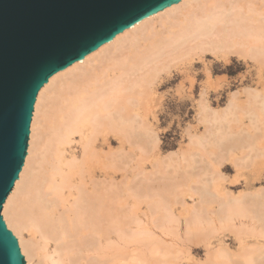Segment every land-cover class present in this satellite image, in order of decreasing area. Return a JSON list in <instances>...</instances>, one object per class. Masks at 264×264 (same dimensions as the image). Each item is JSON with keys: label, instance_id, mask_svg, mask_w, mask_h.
<instances>
[{"label": "bare ground", "instance_id": "obj_1", "mask_svg": "<svg viewBox=\"0 0 264 264\" xmlns=\"http://www.w3.org/2000/svg\"><path fill=\"white\" fill-rule=\"evenodd\" d=\"M207 53L248 58L255 69L263 72L264 0H182L134 24L82 61L55 74L41 89L31 126L34 131L40 126L38 109L47 88H52L59 77L73 73L72 78L51 91L48 99L52 108L44 115L49 134L44 141L48 153L42 163L44 173L30 177L21 193V182H17L3 209L7 227L20 238L27 264H145L141 262L139 200L128 197L125 188L115 182L111 168L119 165L123 175L125 154L141 152V135L151 131L141 125V100L150 96L158 75ZM81 67L83 71L75 74L74 70ZM257 97L254 95L252 101L254 108L247 104L249 112L243 105L251 127L264 117V99ZM230 111L228 108L226 113ZM229 120L225 117L214 123L205 119L212 128L208 143L223 151L246 145L251 149L255 136L231 140ZM76 135L82 145L80 162L70 161ZM103 145L108 151L101 156L98 150ZM31 154L32 149L27 159ZM257 155L260 157L258 153L251 157ZM171 191L170 187L159 191L141 188L144 194L156 197ZM197 192L203 199L209 195L205 187ZM161 199L159 196V201L165 200ZM225 202L224 206L233 204L228 208L233 214L217 219L239 228L233 238L240 253L217 246L209 264H264V239L260 240L264 238V194ZM202 210H192L196 215L192 220H197ZM248 229L257 232L245 235ZM23 232L28 240L22 237ZM206 240L211 246L212 239L207 236ZM161 255L165 258L162 264H177L167 262L168 254Z\"/></svg>", "mask_w": 264, "mask_h": 264}, {"label": "rangeland", "instance_id": "obj_2", "mask_svg": "<svg viewBox=\"0 0 264 264\" xmlns=\"http://www.w3.org/2000/svg\"><path fill=\"white\" fill-rule=\"evenodd\" d=\"M81 68L74 70V73L83 71L84 68ZM70 73L59 77L52 88L49 87L45 91L38 109H41L39 118L37 117V126H40L34 131L31 126L36 113V99L27 148V156L30 149L32 154L29 159L26 156L16 181L21 182L18 193L29 183L30 177L44 173L42 163L48 155L45 140L49 135L44 115L52 108L48 99L55 87L62 86L70 76L73 77ZM158 77L154 86H151L150 96L145 101L141 100V125L145 124L151 130L141 135V152L136 150L125 154L123 175L119 165L111 168L115 173V182L125 188L130 199H137L140 203L141 262L162 264L161 261H165V258L161 253H166V260L170 263L209 264L212 252L220 245L227 246L231 253H240V248L233 238L239 228L230 222L220 223L217 217L233 214L232 209L228 210L233 204L231 207L230 204L224 206L225 200L264 194V117L257 121L256 127H251L247 114L243 112L244 106L248 112V105L249 108L250 105L254 108V95H258L260 100L264 99V71L255 69L253 62L248 58L235 54L222 56L207 53L203 56H193L168 72H161ZM47 85L48 83L45 86ZM228 108L233 115L230 116L231 111L226 113ZM225 117L230 119L227 132L231 140L238 136L245 139L255 136L256 141L251 149L245 144V147L237 148L232 145L235 147L233 150L223 151L213 143H208L207 138L211 139L209 133L212 128L205 119L215 123ZM32 138L34 139L31 140ZM79 144L76 135L71 144V154L74 157L73 160L69 159L70 161L80 162L82 145ZM115 147L112 143L111 148ZM107 151L105 145L98 153L104 156ZM257 153L260 157L257 155L253 159L251 156ZM142 187L152 188V191L170 187L172 191L171 194L159 195L165 199L159 201V196L141 192ZM204 187L209 195H204L203 199L197 191ZM14 189L15 186L11 193ZM202 200L206 202L204 204L208 203L207 207L202 208ZM155 201L160 202V205ZM5 204L1 211L2 217ZM164 204H167V207ZM200 208L203 210L197 215L201 216L192 220V217L196 216L192 210ZM255 232V229H248L244 234L253 235ZM13 235L21 251L20 238L14 233ZM27 236L26 232L22 233L25 240L29 239ZM207 236L212 239L211 246L207 245ZM257 244L254 242L253 245ZM21 254L27 264L26 256L22 251Z\"/></svg>", "mask_w": 264, "mask_h": 264}, {"label": "water", "instance_id": "obj_3", "mask_svg": "<svg viewBox=\"0 0 264 264\" xmlns=\"http://www.w3.org/2000/svg\"><path fill=\"white\" fill-rule=\"evenodd\" d=\"M182 0H0V264H26L1 216L27 156L37 96L55 74Z\"/></svg>", "mask_w": 264, "mask_h": 264}]
</instances>
